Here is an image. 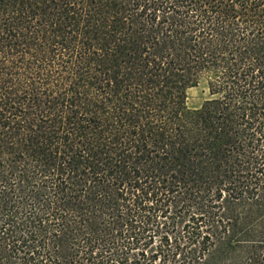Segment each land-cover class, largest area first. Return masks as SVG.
<instances>
[{
  "label": "trees",
  "instance_id": "obj_1",
  "mask_svg": "<svg viewBox=\"0 0 264 264\" xmlns=\"http://www.w3.org/2000/svg\"><path fill=\"white\" fill-rule=\"evenodd\" d=\"M0 264H264V0H0Z\"/></svg>",
  "mask_w": 264,
  "mask_h": 264
},
{
  "label": "rangeland",
  "instance_id": "obj_2",
  "mask_svg": "<svg viewBox=\"0 0 264 264\" xmlns=\"http://www.w3.org/2000/svg\"><path fill=\"white\" fill-rule=\"evenodd\" d=\"M210 98L209 78L205 76L187 91V106L192 110L201 108Z\"/></svg>",
  "mask_w": 264,
  "mask_h": 264
}]
</instances>
